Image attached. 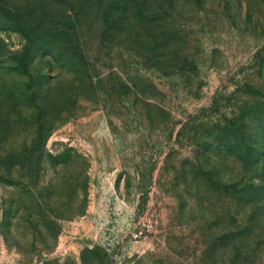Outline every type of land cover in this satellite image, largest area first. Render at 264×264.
<instances>
[{
  "label": "rangeland",
  "instance_id": "1",
  "mask_svg": "<svg viewBox=\"0 0 264 264\" xmlns=\"http://www.w3.org/2000/svg\"><path fill=\"white\" fill-rule=\"evenodd\" d=\"M0 264H264V0H0Z\"/></svg>",
  "mask_w": 264,
  "mask_h": 264
},
{
  "label": "trees",
  "instance_id": "2",
  "mask_svg": "<svg viewBox=\"0 0 264 264\" xmlns=\"http://www.w3.org/2000/svg\"><path fill=\"white\" fill-rule=\"evenodd\" d=\"M46 49H47L48 51H51V48L48 46V44H46Z\"/></svg>",
  "mask_w": 264,
  "mask_h": 264
},
{
  "label": "built area",
  "instance_id": "3",
  "mask_svg": "<svg viewBox=\"0 0 264 264\" xmlns=\"http://www.w3.org/2000/svg\"><path fill=\"white\" fill-rule=\"evenodd\" d=\"M137 236V234H134V237H136Z\"/></svg>",
  "mask_w": 264,
  "mask_h": 264
}]
</instances>
